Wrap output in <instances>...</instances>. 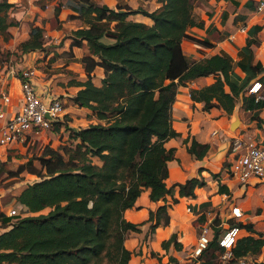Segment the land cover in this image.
Returning a JSON list of instances; mask_svg holds the SVG:
<instances>
[{
  "label": "trees",
  "instance_id": "16d2710c",
  "mask_svg": "<svg viewBox=\"0 0 264 264\" xmlns=\"http://www.w3.org/2000/svg\"><path fill=\"white\" fill-rule=\"evenodd\" d=\"M75 1L72 9L76 13L69 17L79 19L81 25L69 30L68 35L70 48L86 49L80 58L85 75L70 83L78 87L70 101L90 109L96 121L76 129L62 119L51 123L48 130H59L62 125L68 129L71 143L60 151L46 146L37 156L39 179L26 183L13 196L15 205L22 208L19 211L27 212L25 215L0 212V264H129L126 234L140 230L144 222H149L148 228L153 231L167 225L170 218L168 203L149 210L146 220L139 223L124 217L142 189L147 188L148 198L157 201L172 195L175 187L178 196L193 197L194 188L205 184L201 176L169 186L164 181L167 162L174 157L173 149L166 148L164 141L177 135L171 124V107L179 86L214 74L212 82L189 89L192 101H202L204 110L215 106L230 114L240 98L250 119L257 125L262 121L258 116L264 105L262 93L260 99L253 92L247 93L254 79L264 86V65L254 60L252 51L261 25L248 28L235 59L223 50L189 59L183 52L182 39L202 47L213 46L209 37L198 38L187 32L198 23L192 13L194 3L205 0H156L159 5L151 10L127 4L121 10L95 0ZM61 2L54 6L51 27L60 25L57 17ZM13 6V2L0 0V35L6 36L8 26L18 24L9 17ZM135 13L147 16L151 23L128 18ZM14 49L21 54L43 50L44 29L29 22L28 36ZM9 53L0 50V62ZM234 66L244 75L236 73ZM96 67L103 71L99 84L92 80ZM208 149V143L194 138L187 144L188 152L196 158H202ZM22 169L20 166L17 171ZM2 171L0 167V175ZM210 175L218 179V173ZM217 190L229 193L219 180ZM176 201L172 196V202ZM44 208H48L45 213L39 212ZM197 220L205 222L201 214ZM220 223L214 214L209 222L212 235L196 255L201 264H219L217 258L224 252L219 238L232 227L248 233L235 237L225 264H239L246 256L260 252L264 231H256L252 222L229 221L228 229ZM170 245L181 248L175 232L161 242L165 250ZM168 260L174 263L172 256Z\"/></svg>",
  "mask_w": 264,
  "mask_h": 264
},
{
  "label": "crops",
  "instance_id": "0c3cea01",
  "mask_svg": "<svg viewBox=\"0 0 264 264\" xmlns=\"http://www.w3.org/2000/svg\"><path fill=\"white\" fill-rule=\"evenodd\" d=\"M8 1L18 6L16 9L12 7L8 12L10 18L18 21L17 25H11L7 28L8 33L10 35L12 34L10 39L14 43H18L28 36V23L26 25L25 22L32 21L33 24L39 25L44 29V35L47 33L52 36L59 35L63 43L62 49L64 51H72L74 53L73 57H78V59L83 56V53L81 54L83 46H73L70 48L71 37L68 35L69 30L81 25L79 19L69 17L70 14L76 13L72 9V6L77 5L75 0H61L60 11L57 17L58 23L60 24L58 27H50L48 19L52 17L54 6L58 5L60 0ZM95 1L121 10L124 9V4L129 5L131 8L142 6L147 10H149L146 7L147 2L151 3L152 1L154 7L159 5V2L156 0ZM258 1L205 0L199 5H196V7H193L192 13L198 23L188 27L187 32L198 38L209 37V40L213 42V46H198L184 38L181 41V46L185 55L189 59H199L215 53L218 50H223L235 59L238 48L245 42L248 28L253 24H259L261 25V29L256 34L258 43L252 45V51L254 60H258L264 65V10L256 11ZM41 8H46V12H43ZM41 14L45 16L42 17ZM34 15L37 16V20H34ZM128 18L146 24L151 23L150 18L140 13L130 14ZM18 25L24 27L26 25L27 27H25L22 36H17V33L14 31L15 28H18ZM242 25L245 26L244 31L240 30V26ZM208 28L210 29L207 30ZM10 49H13V47ZM46 51L52 52V49L47 48ZM33 52H28V54ZM3 71H0V88L7 86V77L9 74L13 76L10 72L11 70L8 68L5 70L6 75H3ZM234 71L240 76L244 75L237 66H234ZM102 76V68L96 67L93 71V82L99 84ZM12 78L17 81L18 86L17 78ZM213 80L214 74H208L196 78L186 85L179 86L176 99L171 107V124L177 132V135L169 137L164 141L166 148L173 149L174 156L167 162L168 174L164 179L166 185L169 186L174 182H183L186 178L192 176L203 177L205 184L194 188L193 197L178 196L177 187H175L172 195L167 194L164 199L157 201H152L148 198L147 188L142 189L135 200L134 206L124 211V217L130 222L139 223L146 220L149 210H154L159 204L168 203L170 204L168 208L170 218L167 225H159L153 231L148 228L149 222H144L140 225V230L129 231L126 234L124 245L131 251V256L128 261L129 264H164V261L170 262L168 256L174 258L173 264H201L199 259L194 263H190V259L186 258L187 256L194 255L192 251L194 244H196L197 235L192 222L200 214L204 216L205 222H210L212 216L216 214L220 218V226L222 228H227L229 221H250L256 231H264V177H251L245 184H241L229 177L227 166H223L224 162L228 163L231 159L233 153L231 151L232 141L234 138H239L245 142L264 139V105L258 113L259 118L262 120L260 125H257L256 120L250 119L249 111L241 107L240 98L236 101L230 114H226L222 109L215 106L204 110L202 108V101H192L189 95V89L199 88ZM32 82L37 92L41 93L44 97L52 94L49 92L48 86L47 89H43L42 86L40 87L34 81V78ZM45 84L47 83L45 82ZM11 86L12 82L8 86V90ZM261 93L264 98V86H262ZM73 94H70V96ZM185 138H188L187 143L184 142ZM191 138L209 144V149L202 158H196L192 153L188 152L187 144ZM211 173H218V179L211 177ZM218 180L227 186L229 190L228 194L218 192ZM172 196L177 198L176 202H172ZM2 199V196H0V204H2ZM202 202H208V205L201 207L200 204ZM233 206L239 208L241 211L240 216H232L231 207ZM16 207L22 210L18 205ZM26 213L24 212V214ZM199 223L200 225L202 224L201 222ZM1 230L3 228L0 225ZM172 232L176 233V240L181 244L179 250L173 248L172 245L167 250L161 247V242L166 240ZM210 233L211 228L209 230ZM247 233L245 229L237 228V236ZM160 250H163V252H160ZM151 252L161 256L160 263L155 256L151 255ZM162 253H165V255L162 256ZM248 258L252 260L251 264L264 262V244L261 246L260 252L257 255L246 256L244 259L246 260ZM187 260L188 262L186 263Z\"/></svg>",
  "mask_w": 264,
  "mask_h": 264
},
{
  "label": "rangeland",
  "instance_id": "374dc122",
  "mask_svg": "<svg viewBox=\"0 0 264 264\" xmlns=\"http://www.w3.org/2000/svg\"><path fill=\"white\" fill-rule=\"evenodd\" d=\"M199 4L200 3L195 2L193 7H196V5ZM16 7L18 6L14 5L13 9H16ZM146 7L151 10L157 6L154 7V4L151 1V3H146ZM41 9L43 12H46V8ZM41 16L44 17L45 15L41 14ZM34 20H37L36 15H34ZM48 21L50 24V18ZM29 22L32 21H26L25 24ZM17 27L18 28H15L14 31L17 33V36H22L24 34L25 27L22 25H18ZM10 36L12 37V34L10 35L9 33L6 36L0 35V50L3 52H10L7 59H3L0 62V71L4 70L3 75H6V68L10 67H12L17 74L20 72V70L27 67L34 69V81H36L40 87L42 86L43 89H47L48 86L49 92H51L53 95H58L63 100V107L65 111L61 118V122H64V124L75 129L85 126L89 123H94L96 118L90 109L76 106L70 101V94H73L76 90V86L70 83L74 82L75 80L83 79L84 72L82 65L80 66V59H78V57H73L74 53L72 51H64L62 49L63 43L59 35L52 36L49 33L45 34L44 44L46 49L44 48L41 51H34L30 54H28V52L21 54L18 53L19 51L17 54L16 51H14L17 42L14 43V41L10 39ZM11 46L13 49H10L12 48ZM47 48L52 49V52L46 51ZM82 50L81 54H84L86 52L85 48L82 47ZM12 51L14 52L12 53ZM70 64L71 66L69 67ZM12 77L16 76H10L9 74L7 77V88L12 82L9 92L11 95H13V99L16 100L19 98L20 93L17 86V81ZM45 82L47 84H45ZM261 92L262 87L259 89V93ZM63 127V125L60 126V129L56 131L53 129H46L39 134L28 138L22 144H19V146L7 148L5 150L6 156H0V167L7 172L6 173L5 171H2L0 175V196H2L4 200L2 204H0V212L5 214L8 209L14 208L16 213L25 215L24 212L19 211V209L16 207L17 205H15L13 196H15L17 191L26 183H31L39 179V175H37L39 173V167H37L38 163L36 158L41 154L44 147L48 146L52 149L60 151L66 146H69L71 141L67 138L68 129H64ZM20 166L23 169L18 172L17 169ZM31 168H33L34 171H29ZM47 210L48 208H44L39 212L45 213ZM196 221L197 219H195L192 224L195 226L196 235L198 236L200 231V223L199 221ZM211 235L212 234L210 233L208 237L210 238ZM193 247H195V244ZM160 252H163V250H160ZM151 255L155 256L159 263L161 262V256L156 255V253H152ZM163 255H165V253H162V256ZM195 256L196 255H190L186 258L190 259V263H194L196 260H198ZM251 261L252 260L248 258L243 261V264H251ZM187 262L188 260L186 263ZM165 263L173 264L172 261H164V264Z\"/></svg>",
  "mask_w": 264,
  "mask_h": 264
},
{
  "label": "built area",
  "instance_id": "2783aa9c",
  "mask_svg": "<svg viewBox=\"0 0 264 264\" xmlns=\"http://www.w3.org/2000/svg\"><path fill=\"white\" fill-rule=\"evenodd\" d=\"M264 10V0H259L256 11ZM244 31L245 26H240ZM13 76L18 80L20 96L13 100L7 86L0 88V156H6L5 150L9 147H16L28 138L49 128L53 121L60 120L64 114L63 100L58 95L50 94L44 97L34 88L32 79L35 71L32 68H24L20 72L10 67ZM7 70V68H6ZM16 74V75H15ZM262 87L258 80H253L248 92H253L256 99L262 98L259 89ZM233 152L228 162L227 171L229 177L236 182L245 184L251 177H264V139L257 141H242L234 138L232 141ZM232 216H240L238 207H231ZM6 215L16 214L13 208L8 209ZM210 226L209 222L200 225L193 254L197 255L207 244ZM237 236V228L228 229L220 238L219 245L224 248V252L219 254L217 262L225 264L230 257L229 248ZM243 264L241 260L239 262Z\"/></svg>",
  "mask_w": 264,
  "mask_h": 264
}]
</instances>
